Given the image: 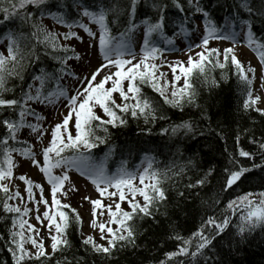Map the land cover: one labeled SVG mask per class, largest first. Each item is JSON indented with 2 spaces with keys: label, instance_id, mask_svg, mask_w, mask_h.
<instances>
[{
  "label": "snow or ice",
  "instance_id": "1",
  "mask_svg": "<svg viewBox=\"0 0 264 264\" xmlns=\"http://www.w3.org/2000/svg\"><path fill=\"white\" fill-rule=\"evenodd\" d=\"M142 4L147 9L143 13ZM213 7L223 8L219 23L202 0H0V29L6 40L0 50V126L6 133L0 137V220L9 222L0 243L13 264H124L121 257L127 260L128 254L154 251L140 238L170 219V206L179 209L181 200L199 197L218 175L223 176L220 190L227 192L239 187L249 173H264V131L257 136L255 128L245 127L236 133L237 146L243 134L255 150L238 147L218 171L189 143L206 135L191 116L161 128L162 135L174 140L171 159L162 163L145 151L139 165L129 168L122 159L114 171L109 168L117 152L111 130L127 126L130 118L145 125L170 120L162 108L166 105L181 113L186 108L200 110V120L210 126L212 117L200 103L201 88H219L228 80L224 73L230 65L243 86V111L264 119V108L258 106L264 93L254 94L251 87L257 69L250 61L242 62L236 51L243 43L256 53L264 88V0H223ZM13 24L16 27H8ZM57 25L66 30H56ZM177 40L193 41L186 45L187 60L168 62L164 53L177 51ZM213 41L231 43L221 49L212 47ZM44 59L55 66H43ZM165 66L171 80L161 71ZM216 70L221 72L219 79L212 75ZM26 74L30 82L25 85ZM12 81L19 84L10 87ZM145 85L162 98V105L143 91ZM217 127L216 135L226 143V129L219 122ZM25 131L38 144L49 137L39 149L42 159L37 158L36 145L21 139ZM101 146L106 150L98 156L94 150ZM17 156L23 159L18 161ZM240 158L250 166L242 165ZM25 161L50 186V199L44 196L43 183L27 173L16 175ZM72 173L84 177L98 193V198L84 195L82 200L91 206L89 227L103 243L82 231L79 246L70 238L71 229H82L83 218L58 194L67 197L79 190ZM16 180L23 183V192ZM213 203L219 205L220 200ZM237 215L233 236L228 229ZM144 221H151L148 228ZM164 226L170 234L163 243L173 241L175 250L148 264H229L228 255L239 252L258 230L264 231V190L237 195L227 202L219 220L214 215L201 218L200 227L189 236L180 234L175 224ZM0 264L7 261L0 259ZM135 264L144 260L138 258Z\"/></svg>",
  "mask_w": 264,
  "mask_h": 264
},
{
  "label": "trees",
  "instance_id": "2",
  "mask_svg": "<svg viewBox=\"0 0 264 264\" xmlns=\"http://www.w3.org/2000/svg\"><path fill=\"white\" fill-rule=\"evenodd\" d=\"M202 2L209 7L213 13V17L217 22H220L221 17L224 15L222 7H213L217 2L223 3V0H202ZM139 11L141 13L146 12L147 9L141 5ZM174 14V10L170 15ZM2 18V17H0ZM49 24L50 27H53V24ZM8 27L14 28L15 24L9 25ZM56 30H60L57 26H54ZM259 32V29H257ZM3 29H0V40L3 38ZM212 47H217L216 42L211 43ZM186 61V59H181ZM173 62V61H172ZM41 65H37V68ZM49 69L53 68L54 62L44 59V65ZM35 70V69H32ZM163 71L167 73V79H172V74L170 70L165 66ZM234 66H229V69L225 71V75L228 76L226 82H222L219 88H215L211 91H208L205 88H201V97L200 103L203 105V108L207 111V114L212 117L211 124L207 121H201L199 117L200 110L185 109L184 113H181L177 109H170L166 105H162V98L159 97L157 93L150 88V86L145 85L143 91L153 97L155 100L160 101L164 113L170 117V120L167 121H157L154 125H145L142 120L129 119L127 126L112 129V143L116 144L123 142L122 144L127 148L126 155H118L116 153L111 164L116 162V165L122 159L128 161L130 167L134 166L137 163V157L140 152L148 151L149 154L157 156V159L162 163L167 159H171L169 153L174 151V148L170 149V146L174 143V140H170L168 136L161 134V128L167 127L171 123H179L181 119H188L189 116L194 118L199 122L200 127L206 130V135L204 137H197L196 141H190L193 151L200 152L206 157V159H211L213 163L217 166L218 171L222 170L227 164V158L230 153H233L237 150L238 147H243L245 150L253 151L255 146L248 143V138L241 134L240 144L237 146L235 141V134L240 132L242 128L253 127L256 129V135L259 136L261 131H264V119H261L259 113L256 112H244L242 109L243 101L246 98L243 93V86L239 84L237 77L234 74ZM217 79L220 78V70H216L212 73ZM30 82V77L26 74L25 85ZM19 81H12L10 87L13 85H18ZM198 86L199 83L197 82ZM252 89L254 85H251ZM16 95H19V88H17ZM119 102V100L117 99ZM98 110V109H97ZM99 111V110H98ZM8 113L5 112V115ZM218 122L223 128L226 129L224 133L226 137L225 140H222L216 135V132L220 131V128L217 127ZM255 122V123H253ZM151 128V132L147 131L148 128ZM209 127L215 131H207ZM5 129L0 126V137L5 135ZM21 139H28L29 143L31 137L28 132L25 131ZM117 140V141H113ZM17 147L23 145H16ZM227 149V151H225ZM103 150H106L104 146H101V149H96L94 152L98 155H103ZM163 153V155H161ZM191 152L186 153V155H191ZM259 162V161H257ZM240 163L246 167L250 166L249 162L245 158H240ZM195 179V174L189 173ZM264 173H261L260 170H256L254 173H249L247 179H245L239 187H234L227 192H222L220 190L221 183L223 181V176L218 175L216 179L213 180L211 188H205L200 191V196L189 197L187 202L181 200L179 203L181 207L179 209L170 206L169 207V220H163L161 226L149 228V232L140 238L141 243H147V246L150 250L154 251L144 252L141 251L137 253L136 257L128 254L127 260H124V257H121L124 264H135L136 260L143 259L144 264H148L149 259L158 260L163 259V254L166 251L175 250V243L171 240L163 243L166 239V236L169 235L168 229L164 226L165 224H175L177 230L180 234L184 236H189L191 233L195 232L201 223V218H206L209 215H214L219 220L221 218V213L224 211L226 204L229 200L234 199L237 195L242 194L246 191L258 192L264 190ZM76 192H69L67 197L61 196L58 194V198L62 199L63 203L70 204L72 208H76L83 218L81 212L77 208L78 202L74 200ZM187 196L188 193L186 192ZM2 196V193H0ZM139 198V197H138ZM219 199V205L213 203L215 199ZM201 199L207 201L206 204H201ZM211 205V207H209ZM122 207L127 208V203L122 204ZM69 211L68 209H65ZM163 211V208H161ZM239 222L238 215L233 217L232 224L228 229L229 234L235 235V226ZM8 221L0 220V233H5L7 231L6 224ZM143 227L148 228L151 224V221H144ZM84 225V218H83ZM83 232L82 229L77 230L75 227L70 230V238L74 244L79 246L81 240L80 232ZM226 239L224 243H226ZM249 243L243 245L239 252H233L227 256L229 264H264V231H257L254 237H249ZM160 243H163V247H160ZM0 259L6 260L7 264H13L10 254L4 249V245L0 243Z\"/></svg>",
  "mask_w": 264,
  "mask_h": 264
},
{
  "label": "rangeland",
  "instance_id": "3",
  "mask_svg": "<svg viewBox=\"0 0 264 264\" xmlns=\"http://www.w3.org/2000/svg\"><path fill=\"white\" fill-rule=\"evenodd\" d=\"M82 35H83V33H82ZM177 41L179 42L180 40H177ZM195 42H198V40H195ZM230 43L231 42H229V41L218 42V46H219V48L222 49L224 47L230 46ZM186 45H187L186 42H184L181 45V47L179 49V53L186 54V52H185ZM198 50L199 49H196V51H198ZM236 51L238 54V58L242 62H244L247 65V63L250 61L251 65L257 69L256 79L254 80V88H253L254 94L264 93V88L260 87V84L262 83V81L260 78L261 77V66L259 64V58L257 57V55L255 54V52L252 49L248 48L246 46V44H243V43L237 45ZM173 56H175V55H173V54L170 55L168 60L176 59V57H173ZM92 63L94 66L97 65V61L95 59L92 61ZM258 106L264 108V100H262V102ZM61 111H63V108H61ZM49 121H51V114L49 116ZM48 140H49V137L46 136L44 138V142L42 144H38L37 142L35 143L36 144V150L38 152L37 158L42 159V155H40L39 149L46 146L48 143ZM55 171L58 172L59 170H55ZM22 173H27L29 175V177L37 183H43L45 185L44 196H45V198L50 199V186L47 185L45 179H42V174L38 171L37 168L30 166V164L27 161H25L22 163V166L17 169L16 175L18 176L19 174H22ZM72 175H73V178L76 179L77 188L79 189L75 193L74 200L76 202H80L79 209L82 212L84 219H85V226H84L83 233L85 236L89 235V234H93L96 236L98 242L103 243V241L99 240V233L98 232L93 233L92 229L89 227V222H90V218H91L90 217V207L91 206L88 202L82 200V197L84 195H88L92 199L98 198V193L96 192L95 187L93 185H91V183L89 181H86V179L84 177H79L78 173H72ZM14 183L18 184L20 186L21 191L23 192V189H24L23 183L20 182L19 180H16ZM85 185H86V187H85ZM34 192L37 194V198H39V190L34 189ZM28 206L33 207L32 204H29ZM40 210H41V212L44 211V206L42 204L40 206ZM104 219H107V216H105ZM30 222L33 224L37 223L34 218H32ZM37 226L39 227V225H37ZM46 246H47V242H46Z\"/></svg>",
  "mask_w": 264,
  "mask_h": 264
},
{
  "label": "bare ground",
  "instance_id": "4",
  "mask_svg": "<svg viewBox=\"0 0 264 264\" xmlns=\"http://www.w3.org/2000/svg\"><path fill=\"white\" fill-rule=\"evenodd\" d=\"M117 141V140H113ZM123 142L114 143L117 146V154L118 155H126L127 154V148L122 144Z\"/></svg>",
  "mask_w": 264,
  "mask_h": 264
}]
</instances>
